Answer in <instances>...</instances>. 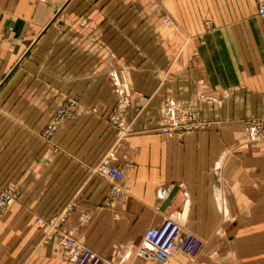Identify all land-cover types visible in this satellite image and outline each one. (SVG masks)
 Returning <instances> with one entry per match:
<instances>
[{
    "label": "crops",
    "instance_id": "1",
    "mask_svg": "<svg viewBox=\"0 0 264 264\" xmlns=\"http://www.w3.org/2000/svg\"><path fill=\"white\" fill-rule=\"evenodd\" d=\"M176 7L187 0H0V186L18 191L0 264H71L66 232L116 264H160L135 252L165 217L204 246L164 264H264V143L243 123L264 115V18L255 0ZM187 105L211 126L168 135ZM103 163L124 170L119 196Z\"/></svg>",
    "mask_w": 264,
    "mask_h": 264
},
{
    "label": "built area",
    "instance_id": "2",
    "mask_svg": "<svg viewBox=\"0 0 264 264\" xmlns=\"http://www.w3.org/2000/svg\"><path fill=\"white\" fill-rule=\"evenodd\" d=\"M256 2V15L264 18V0H256ZM165 22L169 23V20L166 19ZM84 23H86V20H84ZM128 103L129 97L124 93H120L118 99L119 110L124 109ZM120 114L121 111H116L114 118H119ZM66 116L64 109L59 110L51 125L46 129L44 136L51 135L52 131L56 130L57 124ZM196 117V113H191L187 110L182 111L176 121L166 126L165 132L168 135L182 138L186 130L192 129L191 126L200 128L201 124L197 125L187 122L194 120ZM251 132L254 135L255 132ZM99 173L114 183L111 195L119 196L122 193L121 182L125 178L124 170L119 166L103 163L99 167ZM17 197L18 191L13 187L0 189V218L16 202ZM64 217L65 215L62 214L59 220H62ZM42 226L44 229L49 228L44 223H42ZM59 243L70 257L71 264H116L114 261L102 257L97 252L87 248L67 232L60 234ZM203 246L204 243L198 236L185 231L180 223L174 219L165 217L160 224L150 227L145 231L136 249L135 256L137 259L143 261L164 264L178 253L195 257L202 251Z\"/></svg>",
    "mask_w": 264,
    "mask_h": 264
},
{
    "label": "rangeland",
    "instance_id": "3",
    "mask_svg": "<svg viewBox=\"0 0 264 264\" xmlns=\"http://www.w3.org/2000/svg\"><path fill=\"white\" fill-rule=\"evenodd\" d=\"M255 2H256V0H255ZM256 8H257V2H256ZM176 11L181 13V15H183V12L185 11V14L188 17L189 16H191V17L198 16V14L202 16V0H187V8L186 7L185 8L176 7ZM166 19H168V18H164L163 21L165 22ZM168 20H169V22L172 21L171 18ZM128 105L124 109L119 110V104L117 102L115 108L113 109L114 115H115L116 111H121V113L124 112L126 110V108L128 107ZM71 108H72V104H64L59 110L64 109L66 111V115H69V113L71 112ZM185 110H187L191 113L197 114V117L194 120L187 121L188 123L197 124V125L201 124V126H199L200 128H195L194 126H191L192 129L186 130V132L187 131H193V130H199V129H206V128H209L211 126L212 122H210L209 120H206L203 117V113L201 115V111L198 108L187 105V106L182 107V109L180 110V113L182 111H185ZM53 119L49 121V123L43 129V131L41 133L42 139L46 140L47 143L51 142V139L54 136L55 130H53L51 135H49V136H44V133H45L46 129L49 127V125H51V123L53 122ZM115 119H117V118H115ZM64 120L65 119H62V121H64ZM59 123L57 124V126L59 125ZM243 123H244V126H245L251 140L264 143V115L252 116L250 118L244 119ZM251 131L255 132L254 135H252ZM7 187H13V186L9 185V184L2 185V186H0V189H5Z\"/></svg>",
    "mask_w": 264,
    "mask_h": 264
},
{
    "label": "water",
    "instance_id": "4",
    "mask_svg": "<svg viewBox=\"0 0 264 264\" xmlns=\"http://www.w3.org/2000/svg\"><path fill=\"white\" fill-rule=\"evenodd\" d=\"M173 193H174V190L171 192V194H170V196H169L168 200H169V199L172 197ZM168 200L165 202V204H167V203H168Z\"/></svg>",
    "mask_w": 264,
    "mask_h": 264
}]
</instances>
